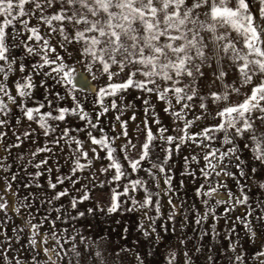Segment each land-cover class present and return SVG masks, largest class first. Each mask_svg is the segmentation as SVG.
<instances>
[{"label":"rangeland","instance_id":"rangeland-1","mask_svg":"<svg viewBox=\"0 0 264 264\" xmlns=\"http://www.w3.org/2000/svg\"><path fill=\"white\" fill-rule=\"evenodd\" d=\"M0 264H264V0H0Z\"/></svg>","mask_w":264,"mask_h":264},{"label":"bare ground","instance_id":"bare-ground-1","mask_svg":"<svg viewBox=\"0 0 264 264\" xmlns=\"http://www.w3.org/2000/svg\"><path fill=\"white\" fill-rule=\"evenodd\" d=\"M77 73V72H76ZM73 84L81 89L82 91H92L93 87L90 83V81L86 78L85 75H83L82 73H77V75L75 76L74 80H73Z\"/></svg>","mask_w":264,"mask_h":264}]
</instances>
